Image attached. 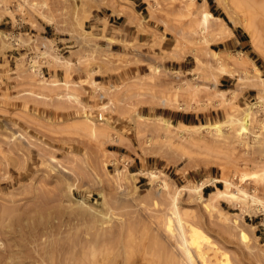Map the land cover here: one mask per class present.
Wrapping results in <instances>:
<instances>
[{"label": "rangeland", "instance_id": "obj_1", "mask_svg": "<svg viewBox=\"0 0 264 264\" xmlns=\"http://www.w3.org/2000/svg\"><path fill=\"white\" fill-rule=\"evenodd\" d=\"M189 222L264 264V0H0V264H189Z\"/></svg>", "mask_w": 264, "mask_h": 264}, {"label": "bare ground", "instance_id": "obj_2", "mask_svg": "<svg viewBox=\"0 0 264 264\" xmlns=\"http://www.w3.org/2000/svg\"><path fill=\"white\" fill-rule=\"evenodd\" d=\"M248 5H246L244 8L245 9H249L251 6H249V7H247ZM247 7V8H246ZM252 8V7H251ZM249 9V12L252 14V12L251 11H253L252 9ZM251 10V11H250ZM204 16L202 17V20L205 22V23H207V27L210 25V20H212V18H214V16L210 13V12H207V13H205V14H203ZM215 19V18H214ZM218 19V18H217ZM204 25V24H203ZM205 26V25H204ZM206 27V26H205ZM167 99V98H166ZM166 99L163 101L162 100V102H163V104L165 103H167V102H169L168 100H167V102H166ZM171 102V101H170ZM248 111H250V110H248ZM246 112L245 113V115H244V117H243V119H242V126H243V130H246L247 128H248V123H249V116H250V113L249 112ZM143 120V119H142ZM165 123V122H164ZM233 197V194L232 195H228V194H226L225 192H224V190H221V189H217L215 192H213V193H211L210 194V196H209V198L210 199H208L209 201H217V199L218 198H220V197ZM179 221V220H178ZM180 222V221H179ZM168 224H166V225H168L169 226V228L171 227V222L170 221H168L167 222ZM188 223V222H187ZM190 223L191 222H189V225L187 224V225H184V224H181L180 223V225H179V229L177 230V232L175 231V229H173V231L175 232L174 234H173V231H172V234H170V236L172 235V237H173V239L175 240V242H176V246H178V249L180 250L181 249V251L185 254V256H186V262L187 263H189V264H195L197 261L198 262H200V264H211V263H213V261H215L216 262V260L217 259H222L224 256L223 255H226L225 253L223 254V253H221V252H219V249L218 248H215L212 244H211V242H209L208 240V237L206 238V236H204V233H202L201 231H199L196 227H194V225H190ZM173 225V224H172ZM197 225V224H196ZM195 225V226H196ZM174 226V225H173ZM177 226H178V223H177ZM172 228H175V227H172ZM169 230H171V229H169ZM170 233V232H169ZM109 236V235H108ZM239 238L241 239V240H243V241H248L249 240V235L247 234V233H245L244 231H240L239 232ZM112 237L113 236H111V240H112ZM115 237H117V236H115ZM172 237H170V240H171V238ZM109 238V237H108ZM110 239V238H109ZM116 240H119V236H118V238L117 239H115V241ZM169 240V241H170ZM113 241H114V238H113ZM129 242V241H128ZM106 243H108L107 245H105L106 247L107 246H109L111 243L110 242H106ZM115 243V242H114ZM116 243H117V241H116ZM122 243V242H121ZM125 243V242H124ZM126 244H128L127 243V241H126ZM174 244V243H173ZM112 245H114V247H115V244H111L108 248H112ZM117 245V244H116ZM175 245V244H174ZM194 246L193 248L192 247H190V246ZM95 246V245H94ZM96 246H98V245H96ZM95 246V247H96ZM101 246V245H100ZM122 246L124 247L125 245H123L122 244ZM216 246V245H215ZM174 247V246H173ZM99 248V247H98ZM110 248V249H111ZM118 248H120V246L118 247ZM65 249H67V248H65ZM69 249V248H68ZM101 249V248H100ZM103 249V248H102ZM109 249V250H110ZM124 249V248H123ZM92 250V249H91ZM113 250V252H114V250L115 249H112ZM111 250V251H112ZM87 251H88V249H87ZM87 251H86V256H87V254H89V252L87 253ZM96 251H100L99 249H97L96 248ZM103 251V250H102ZM127 251V250H126ZM104 252H107L108 253V251H106V249L104 250ZM113 252H111L112 254H113ZM181 252V253H182ZM64 253H65V251H64ZM70 252H68V253H66L67 255L69 254ZM102 253V252H101ZM111 253L109 252V254L111 255ZM118 253V252H117ZM63 254V253H62ZM73 254V253H72ZM104 254V253H103ZM109 254H108V256H109ZM124 254H125V252H124ZM180 254V253H179ZM65 255V254H64ZM91 255V254H90ZM105 255V254H104ZM114 255V254H113ZM113 255H111L112 257H113ZM118 255V254H117ZM126 255V254H125ZM76 256V255H75ZM74 255H70V257H75ZM85 256V257H86ZM106 256H107V254H106ZM221 256H223V257H221ZM64 257V256H63ZM79 257V256H78ZM78 257L76 258L77 259V262H78ZM80 257H82L81 255H80ZM94 257V256H93ZM96 257V256H95ZM94 257V258H95ZM65 258V257H64ZM66 258H67V256H66ZM72 259V258H71ZM73 260V259H72ZM80 260V259H79ZM123 260H125V259H123ZM127 261V260H126ZM97 262V263H96ZM184 262V261H183ZM111 264V259H109L108 257L104 260V261H102V260H96L95 262H94V264ZM123 263V262H122ZM172 263V261L170 262V264ZM77 264V263H76ZM93 264V263H92ZM112 264H114V263H112ZM178 264H180V263H178ZM215 264V263H214Z\"/></svg>", "mask_w": 264, "mask_h": 264}]
</instances>
